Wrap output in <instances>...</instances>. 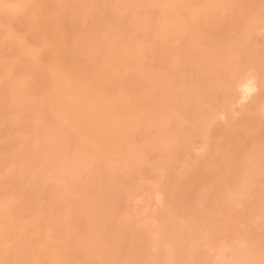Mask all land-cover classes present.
Masks as SVG:
<instances>
[{"label": "bare ground", "instance_id": "bare-ground-1", "mask_svg": "<svg viewBox=\"0 0 264 264\" xmlns=\"http://www.w3.org/2000/svg\"><path fill=\"white\" fill-rule=\"evenodd\" d=\"M240 1L0 0V97L10 110L9 125L5 111L0 126L18 129L9 134L12 160L0 162V251L21 231L28 235L22 256L9 252L5 263L40 264L45 199L77 189L87 214L102 194L103 171L143 151L162 165L176 162L218 111L232 116L239 83L252 94L241 77L264 69V46L240 28L250 0ZM233 55L238 69L228 80Z\"/></svg>", "mask_w": 264, "mask_h": 264}, {"label": "rangeland", "instance_id": "rangeland-1", "mask_svg": "<svg viewBox=\"0 0 264 264\" xmlns=\"http://www.w3.org/2000/svg\"><path fill=\"white\" fill-rule=\"evenodd\" d=\"M242 6L245 8L239 6V10L243 9L244 14L242 12L241 16L237 11L243 20L239 18L243 22L239 26L245 25L242 30L247 31L249 42L263 48L264 0H250ZM237 59L234 55L230 58L225 76L230 73L233 76L228 75V80L234 78L233 71L237 72ZM256 67L241 77L254 89L247 96L242 91L243 86L238 84L233 107L229 110L235 113H231L233 120L230 114L218 111L221 115L217 113L208 121L209 132L206 131L204 137L196 132L197 137L201 136L194 139L188 153L184 148V154L181 150L179 156H185H180L182 159L176 158L177 155L176 162L170 163L171 160L164 157L170 162L159 159L164 162L162 165L155 159L157 155L154 157L146 150L147 153L143 151L129 159L128 166L125 163L122 169L118 167L122 172L118 168L103 171L99 183L103 196L100 193L97 201L91 202V211L88 207L85 215L80 193L75 192L77 189L69 194L71 197L59 194L54 197L55 202L49 197L45 199L48 201L43 203L44 208L48 207L43 208L45 221L42 219L37 228L36 233L40 235L34 234L39 236L36 246L42 257L40 264H264V69L260 65ZM6 102V98L0 101ZM1 105L0 114L7 116L0 118L8 120L9 125L8 105ZM255 105L257 110L253 108ZM247 115L253 117L250 119ZM0 128H3L0 129V162L7 158L10 162L14 152L10 150L11 141L16 146L18 129ZM9 134L16 135L14 140ZM134 158L144 162L135 163ZM125 167L130 171L124 170ZM75 193L79 196L75 195L74 199ZM24 194L20 196L29 203L31 195ZM51 200L53 207L49 204ZM20 233L0 251V264H9L4 261L9 252L14 256L22 250L28 235ZM19 254L16 256H22Z\"/></svg>", "mask_w": 264, "mask_h": 264}]
</instances>
